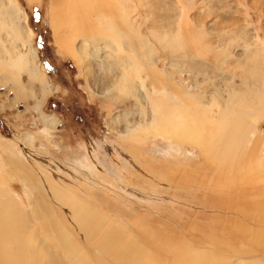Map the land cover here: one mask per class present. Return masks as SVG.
Instances as JSON below:
<instances>
[{"label": "rangeland", "instance_id": "1", "mask_svg": "<svg viewBox=\"0 0 264 264\" xmlns=\"http://www.w3.org/2000/svg\"><path fill=\"white\" fill-rule=\"evenodd\" d=\"M16 1L21 10L15 18L23 25V15H27V23L33 31L28 44L37 51L33 68L41 69L42 76L32 77L24 69L18 87L14 80L16 72L0 73V174L8 187L29 207L24 182L10 175L11 163L21 162L40 183L36 187L41 189L44 180H58L57 175H64L79 186H85L90 193L98 192L109 199L111 216L115 223L124 225L126 233L140 234L143 225L148 230H156L155 234L168 242H171L168 238L176 237L174 234L182 238L193 236L203 243L215 238L217 241L212 243L217 242L219 248L216 256H221L224 230L234 228L237 222L234 221L237 213L230 208L232 202L221 205L211 200L209 203L211 196L207 195L220 188L218 184L224 179L222 171L209 168L206 162H203L206 166L187 163L183 153L194 158L198 155L191 144L177 143L176 146L170 138L152 133H145L139 141L121 138L118 131H123L133 118L138 122L143 115L140 110L145 94L136 88L135 96L131 87L126 93L114 88L110 94L105 93L115 75L121 73L113 56L107 58V50L98 51V56H94L89 46L85 48L86 57L81 55L77 63L62 52L56 41L58 36L70 37L72 33L63 28L64 32L56 35L54 18L50 16L52 5L54 12L62 17L77 13L86 18L84 0ZM92 1L96 11L101 10V15L107 16L113 24L117 22L115 19L120 16H117L116 0ZM129 7V24L134 31H128L129 34H136L137 29L154 43H158L157 36L163 40L153 54L159 71L181 90H204L208 98L216 96L218 101L226 98V89L235 72L239 73L235 76V86L240 89L242 73L236 65L245 64L249 58L244 47L246 39H254L256 32L264 38V0H130ZM118 26L120 31L125 30L121 22ZM110 36L123 41L115 35H106ZM7 39L3 31L2 45L12 47L15 53L30 51L28 44L21 47L20 39H14L10 46ZM83 39L81 33L73 43L77 55ZM103 61H107L109 65L105 67H111L114 72L101 70ZM159 95L165 101V95ZM44 115L56 116V127L45 128ZM117 116L119 119L113 120ZM111 119L114 126L118 125L114 129L110 126ZM145 126H149V122ZM257 130L264 137V116L257 123ZM32 134L34 141L29 144L27 136ZM259 149L264 151V145ZM176 154L182 158L179 160ZM172 178L190 181L183 186L178 181L174 183ZM60 222L66 225L62 219ZM165 259L169 262L162 264L173 262L171 258ZM0 260L6 264L3 255Z\"/></svg>", "mask_w": 264, "mask_h": 264}, {"label": "bare ground", "instance_id": "2", "mask_svg": "<svg viewBox=\"0 0 264 264\" xmlns=\"http://www.w3.org/2000/svg\"><path fill=\"white\" fill-rule=\"evenodd\" d=\"M84 2L86 18L77 13L62 17L54 12L52 5L50 16L54 18L56 35L64 32L63 28L72 33L70 37L58 36L56 41L62 52L77 63H80L81 55L86 57L88 53L85 48L89 46L94 56L104 50H107V58L113 56L121 73L115 75L105 93L113 91V88L126 93V89L131 87L133 95L136 88L145 94L146 98L140 97V113L143 115L138 122L134 118L127 120L123 131H118L121 138L139 141L145 133H152L170 138V142L176 146L177 143L193 145L198 155L194 158L191 154L183 153L187 163L206 166L203 163L206 162L209 168L223 174L224 179L218 184L220 188L207 195L211 196L209 203L211 200L221 205L232 202L230 208L237 213L234 216L237 222L233 224L234 228L224 230L221 256H216L218 243H212L217 240L211 236L203 243L197 242L193 236L182 238L174 234L175 239L170 237L168 240L171 242H168L156 235V230H148L143 225L140 234L131 230L126 233L124 225L115 223L111 216L112 203L105 196L94 191L90 193L85 186H79L64 175H57L58 180H44L41 189L36 187L39 182L31 172L21 162L15 161L11 163L10 175L18 176L24 182L29 207L22 204L0 174V256L3 255L6 264H162L163 261L169 262L165 258H171V264H264V151L259 149L264 145V137L257 130V123L264 116V38L256 32L254 39H246L244 47L250 54L248 62L246 60L243 65L238 62L236 65L242 73L239 76L240 89L235 86V76L239 75L235 72L226 89V98L218 101L216 96L208 98L204 90H181L165 73L159 71L153 54L159 44L162 46L160 41L163 40L157 36L158 43H154L148 37L144 38L137 29L134 35L128 33L134 32L129 24L130 0H116L119 4L117 16H120L118 20L115 19L117 24L102 16L101 10L96 11L92 0ZM19 8L16 0H0V73L16 72L14 80L18 87L21 85L22 70H28L32 77L41 75V69L33 68L37 51L28 44L33 31L27 23V15H23V25L15 18L19 15ZM119 22L124 31H120ZM3 31L9 46L15 42L14 39H20L21 47L28 44L30 51L15 53L12 47L2 45ZM108 32L123 38V41L106 37L110 35ZM81 33L84 39L77 55L73 43ZM178 34L176 37H179ZM106 62L100 65V69H106L109 73L113 69L105 67V64L109 65ZM10 77L6 76V79ZM46 85L51 89L50 84ZM160 93L165 95V101ZM147 98L149 102H145ZM250 116L251 120H248ZM55 117H42L45 128L56 127ZM113 120L109 124L112 129L118 126H114ZM148 122L149 126L146 127ZM27 139L29 144L33 142V134L28 135ZM180 155L176 154L179 160L182 158ZM173 178L172 181L176 176ZM176 181L186 185V181L190 180H174L178 184ZM214 195L218 196L212 197ZM203 202L206 201L203 199ZM103 208H106L104 212L101 211ZM93 253L99 256L95 257ZM0 264L4 263L0 260Z\"/></svg>", "mask_w": 264, "mask_h": 264}, {"label": "crops", "instance_id": "3", "mask_svg": "<svg viewBox=\"0 0 264 264\" xmlns=\"http://www.w3.org/2000/svg\"><path fill=\"white\" fill-rule=\"evenodd\" d=\"M29 87V86H28ZM41 88H42V85H41Z\"/></svg>", "mask_w": 264, "mask_h": 264}]
</instances>
